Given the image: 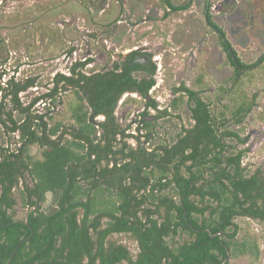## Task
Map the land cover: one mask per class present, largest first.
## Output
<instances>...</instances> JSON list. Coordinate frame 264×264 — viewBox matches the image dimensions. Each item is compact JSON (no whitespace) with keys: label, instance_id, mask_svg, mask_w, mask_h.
Returning <instances> with one entry per match:
<instances>
[{"label":"trees","instance_id":"1","mask_svg":"<svg viewBox=\"0 0 264 264\" xmlns=\"http://www.w3.org/2000/svg\"><path fill=\"white\" fill-rule=\"evenodd\" d=\"M136 54L127 62L119 61L115 71L91 77L77 71L78 63L72 76L58 74L54 88L46 84L47 91L31 100L25 95L40 86L39 76H12L4 85L0 83V135L9 143L17 135L20 139L14 140V147L4 146L0 139V183H17L21 176L24 202L31 206L45 202L49 193L54 195L47 210L31 213L22 225L23 246L42 249L59 244L72 252L88 246L87 264H97L99 258L100 264H222L227 250L218 236L213 238L206 230L210 229L213 234L224 232L233 258L251 257L255 264L261 256L259 245L251 238H237L239 226L232 217L227 220V161L218 152L221 142L216 121L209 122L207 106L196 92L182 84L197 123L185 130L181 145L160 146L149 153L142 143L133 148L127 141L126 129L115 114L118 101L126 91L146 97L156 84V66L147 76L134 75L140 69L130 66ZM203 81L201 76L197 85ZM68 85L73 90L67 103L70 121L66 122L52 112L64 103ZM38 103L45 110H38ZM149 104L156 105L154 101ZM100 116L105 119L96 120ZM227 134L240 137L234 131ZM207 141L208 148H201ZM212 144L217 152L207 158ZM202 151H206L204 156ZM206 166H210V185L201 191L195 184ZM228 166L235 176L243 175L240 156L229 158ZM234 189L236 194L241 192ZM197 195L203 206L194 201ZM207 196L219 202L217 207L209 204ZM100 217L108 219V228L102 232L98 229ZM115 232L130 234L138 249L135 255L128 246L108 241ZM98 234L100 253L92 255ZM55 259L56 264H64L58 256ZM31 260L24 264H32Z\"/></svg>","mask_w":264,"mask_h":264},{"label":"flooded vegetation","instance_id":"2","mask_svg":"<svg viewBox=\"0 0 264 264\" xmlns=\"http://www.w3.org/2000/svg\"><path fill=\"white\" fill-rule=\"evenodd\" d=\"M76 1L79 4L78 11L86 15L97 8L101 9L102 13L107 12L112 0H66V6L70 2L76 4ZM115 2L118 16L105 25L99 24L93 18L91 26L83 27L81 34L85 38L82 41L84 43L74 44L67 50L64 58L68 57L71 63L66 71H54L49 88L55 87L58 74L72 76L73 68L78 63L80 66L77 71L91 77L115 71L119 61L127 62L131 54L137 53L130 63L131 67L136 65L140 67L134 75L139 78L147 76L149 70L156 66L153 76L156 84L146 97L137 91H126L118 101L115 114L122 127L126 129L128 136L126 139L130 145L137 148L139 143H142V147L149 153L158 150L160 146H172L178 142L179 145L182 144L185 130L192 129L197 123L191 108L187 105L189 96L182 88V84L186 85L187 90L196 92V97L207 106L212 118L209 122L216 121L215 127L220 134L218 139L221 142L218 152H222L224 162L227 161L225 180L227 220L232 217V222L239 226L237 238L255 240L261 255L259 261L264 264V75L260 74L264 68V49L257 53V56L245 51L239 52L232 44L224 23L228 14L244 3L247 5L245 9L250 19L255 15L264 14V0H170L169 3L167 0H115ZM51 9L56 8L53 6ZM125 16L128 18L124 19ZM123 23H127L128 30ZM213 23L217 26L215 27ZM104 29L116 34L123 43L126 41L123 47H129L125 51L116 50L113 46L104 47L102 32ZM51 30L50 34L53 36L55 30L52 28ZM224 43L231 54L232 64ZM78 54H81L82 58L78 57ZM103 55L106 57L105 61ZM56 60L53 59V67L58 65ZM227 68L231 74L223 73L222 80L214 85L212 81L217 69ZM187 74L195 77L193 85L190 82L191 77L186 76ZM6 76L5 72L0 74V83L3 85L8 80H4ZM201 76L204 81L197 85V80ZM172 78L181 81L169 85L167 90L161 87L166 79ZM67 87L63 99L66 93L73 90V86ZM249 89H252L251 93L248 92ZM151 101L156 105H150ZM40 105L38 103L37 106ZM124 105L125 111L122 110ZM52 114L53 116L56 114L54 109ZM104 119V116L96 118L98 121ZM233 131L238 132L240 137H231L227 134ZM15 139L18 140L19 135L4 146L14 147ZM20 145L21 142L18 143V146ZM200 147L207 149L208 141ZM210 148L211 153L207 156L206 151H202V156L210 158L212 153L217 152L213 150L215 148L213 144ZM233 156L241 157L243 175L235 176L231 173L228 162ZM225 165L223 164L224 167ZM209 169L210 166L203 167V173L196 180V189L202 191L209 188L210 184H207L211 179ZM234 188H240L241 192L236 194ZM116 192L112 189V193L116 195ZM24 194L25 183L21 176L17 183H0V264H24V260L29 259H32V264H56V256L64 264L78 261L87 264L90 261L88 251L91 249L88 246L75 249L74 252L70 248L62 250L59 244L55 247L44 245L42 249L23 246L22 225L27 223L26 219L31 213L47 210L54 199V195L49 193L45 202L31 206L25 204ZM107 194H110V191ZM200 200L199 195L194 197L196 204L203 206ZM207 201L214 207L219 204L210 196H207ZM206 203L204 204L207 205ZM209 215L207 213L206 216ZM98 221L99 231L108 228L106 217H100ZM218 233L213 234L211 231L210 235H215L213 238L218 236L221 241ZM100 237L98 234L95 238L97 245L92 248V255L100 253L101 246L98 245ZM225 238L223 232V240ZM107 239L126 246H128L126 241L130 240L135 244V250L128 246L132 255L138 251L130 234L115 232ZM26 243L30 244L28 241ZM7 248H10V251H7ZM79 252L82 255H79ZM229 253L230 258L226 264L235 259L230 248ZM229 253L227 251V258ZM242 258L247 256L239 259ZM97 260V264H100L101 258Z\"/></svg>","mask_w":264,"mask_h":264},{"label":"rangeland","instance_id":"3","mask_svg":"<svg viewBox=\"0 0 264 264\" xmlns=\"http://www.w3.org/2000/svg\"><path fill=\"white\" fill-rule=\"evenodd\" d=\"M65 1L0 0V74L7 72L4 80L12 76L17 79L39 76L40 86L26 93L27 100H31L47 91L46 84H50L54 71L67 70L71 60L68 57L64 58V55L74 44L84 43L82 41L85 38L81 34L83 27L91 26L93 18L99 24L105 25L118 16L115 0L111 1L110 9L107 12L102 13L101 9L97 8L94 12L86 15L78 11V1H76V4L72 3V1L67 6ZM53 6L56 8L55 10L51 9ZM245 7L247 5L244 3L243 6L240 5L231 11L224 23H226V29L229 32L232 44L237 50L257 56V53L259 54L264 49V14L255 15L254 18L250 19ZM89 17H91V20H89ZM127 18L125 16L124 19ZM123 26L128 30L127 23H123ZM51 28L53 31L55 30L53 36L50 34L52 32ZM102 32L104 47L113 46L119 51H125L129 47H123L126 41L123 43L116 34L109 33L106 29ZM77 56L82 58L81 54ZM54 58L57 59L56 63L58 65L56 67H53ZM105 59L106 57L103 55V61ZM4 61L6 62L4 63ZM223 73L230 75L231 71L228 68L217 69L214 81H212L214 85H217L222 80L221 75ZM260 74L264 75V68ZM186 76L191 77L190 82L193 85L195 77L191 74ZM186 80L189 81V79ZM179 81L181 80L175 78L166 79L161 87L167 90L169 85ZM248 92L251 93L252 89H249ZM71 97V92L66 93L63 99L64 103L55 106L56 119L66 122L70 121V116L67 113V103ZM43 106L44 104L36 106V108L40 111L42 109L45 110ZM125 107L126 105L123 106L122 110ZM0 139L4 140V144H7L5 136L0 135ZM126 244L135 250V244L132 241L127 240ZM252 261L251 257L236 258L230 264H254ZM255 264H262V261H258Z\"/></svg>","mask_w":264,"mask_h":264},{"label":"water","instance_id":"4","mask_svg":"<svg viewBox=\"0 0 264 264\" xmlns=\"http://www.w3.org/2000/svg\"><path fill=\"white\" fill-rule=\"evenodd\" d=\"M236 64L238 65V63H237V61H236ZM210 233H211V231H209ZM218 235H220V237H221V241H222V244L224 245V247L226 248V250L228 251V253H229V248L227 247V244L224 242V240H223V232H220V233H218ZM211 236H215V235H212L211 234ZM229 258H230V253H229V257L225 260V262L223 263V264H226V262L229 260Z\"/></svg>","mask_w":264,"mask_h":264},{"label":"crops","instance_id":"5","mask_svg":"<svg viewBox=\"0 0 264 264\" xmlns=\"http://www.w3.org/2000/svg\"><path fill=\"white\" fill-rule=\"evenodd\" d=\"M229 69V68H228ZM230 70V69H229Z\"/></svg>","mask_w":264,"mask_h":264}]
</instances>
